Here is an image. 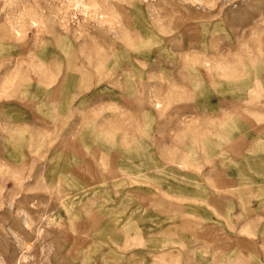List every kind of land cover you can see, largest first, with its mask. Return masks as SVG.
<instances>
[{
    "label": "rangeland",
    "instance_id": "rangeland-1",
    "mask_svg": "<svg viewBox=\"0 0 264 264\" xmlns=\"http://www.w3.org/2000/svg\"><path fill=\"white\" fill-rule=\"evenodd\" d=\"M262 71L264 0H0V264H264Z\"/></svg>",
    "mask_w": 264,
    "mask_h": 264
},
{
    "label": "crops",
    "instance_id": "crops-1",
    "mask_svg": "<svg viewBox=\"0 0 264 264\" xmlns=\"http://www.w3.org/2000/svg\"><path fill=\"white\" fill-rule=\"evenodd\" d=\"M240 85L242 90L248 88V86H244L246 83ZM251 88L255 89L259 97H256L255 100L246 101L248 112L240 113L238 121H243L247 126L254 124L255 133L259 137H256V144L260 145V152L264 154V71L261 72V78L256 77Z\"/></svg>",
    "mask_w": 264,
    "mask_h": 264
}]
</instances>
